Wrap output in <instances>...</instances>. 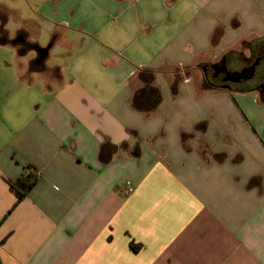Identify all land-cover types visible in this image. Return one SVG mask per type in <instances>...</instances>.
<instances>
[{
	"label": "crops",
	"instance_id": "0c3cea01",
	"mask_svg": "<svg viewBox=\"0 0 264 264\" xmlns=\"http://www.w3.org/2000/svg\"><path fill=\"white\" fill-rule=\"evenodd\" d=\"M37 12L63 66L0 43L1 264H264L262 81L204 78L264 53V0Z\"/></svg>",
	"mask_w": 264,
	"mask_h": 264
},
{
	"label": "rangeland",
	"instance_id": "374dc122",
	"mask_svg": "<svg viewBox=\"0 0 264 264\" xmlns=\"http://www.w3.org/2000/svg\"><path fill=\"white\" fill-rule=\"evenodd\" d=\"M45 1L47 0H0V29L4 24L9 41L16 39L18 34L25 33L29 42L40 41L43 48L51 46V23L41 18L37 12ZM0 32L2 34L3 30ZM9 41L8 43L12 44ZM4 49L0 47V69L2 71L5 69L6 61L10 60L11 57ZM62 50L60 45L51 47L47 66L52 64L63 66V60L58 57ZM27 54L36 56L34 50L28 51ZM227 68L229 72H234L235 66L229 64ZM36 69L40 70V68Z\"/></svg>",
	"mask_w": 264,
	"mask_h": 264
},
{
	"label": "flooded vegetation",
	"instance_id": "af4514ba",
	"mask_svg": "<svg viewBox=\"0 0 264 264\" xmlns=\"http://www.w3.org/2000/svg\"><path fill=\"white\" fill-rule=\"evenodd\" d=\"M10 42L15 45L23 55H26L30 50L35 51V49L39 47L36 43L29 42L25 33L18 34L17 38L10 40ZM36 55L37 56L33 61V68L45 67V59L42 58V53H36ZM245 69L249 70V81L256 84L262 81V83L259 84V90L263 92L264 96V53H261L255 58ZM204 75L206 82L214 87L229 88L233 85V82L225 80V75L215 77V72L213 71L210 73L205 72Z\"/></svg>",
	"mask_w": 264,
	"mask_h": 264
},
{
	"label": "trees",
	"instance_id": "16d2710c",
	"mask_svg": "<svg viewBox=\"0 0 264 264\" xmlns=\"http://www.w3.org/2000/svg\"><path fill=\"white\" fill-rule=\"evenodd\" d=\"M3 30V33L1 34L0 32V43L3 44H9V38H8V32L5 29V25L3 24L1 26V29ZM10 42V41H9ZM142 72L146 73L147 75H152L151 71H145L143 70ZM144 110H146L147 112H152L153 111V107H142ZM32 167H28L29 173L26 175H23L21 178H19L17 181L11 182V185L13 187H15L20 194V198L19 201L22 200L24 197L27 196L28 192L32 189V187L34 186L36 180H37V175L34 174L33 171H31ZM132 247L134 249H138L139 246H136L134 244H132Z\"/></svg>",
	"mask_w": 264,
	"mask_h": 264
},
{
	"label": "water",
	"instance_id": "95a60500",
	"mask_svg": "<svg viewBox=\"0 0 264 264\" xmlns=\"http://www.w3.org/2000/svg\"><path fill=\"white\" fill-rule=\"evenodd\" d=\"M50 47L51 46L47 48H43L39 46L37 49H35V52L37 54L42 53V58L46 59L49 54ZM214 72H215V77H218L220 75H225V80L229 82H233V83H237V82H240L241 80H246L249 78L248 69H244L243 71H240V72H229L227 65H226V61H223L220 65H217L216 67H214ZM208 88L209 90L213 89V87L211 86H209Z\"/></svg>",
	"mask_w": 264,
	"mask_h": 264
},
{
	"label": "built area",
	"instance_id": "2783aa9c",
	"mask_svg": "<svg viewBox=\"0 0 264 264\" xmlns=\"http://www.w3.org/2000/svg\"><path fill=\"white\" fill-rule=\"evenodd\" d=\"M133 192H134V187L130 183H127V186L125 188V193L129 195L132 194Z\"/></svg>",
	"mask_w": 264,
	"mask_h": 264
}]
</instances>
